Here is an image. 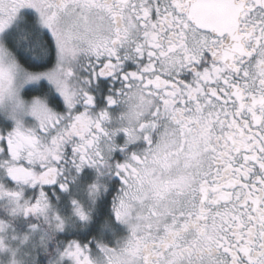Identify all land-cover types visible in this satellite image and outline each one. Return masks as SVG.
I'll use <instances>...</instances> for the list:
<instances>
[{
    "label": "snow or ice",
    "instance_id": "snow-or-ice-1",
    "mask_svg": "<svg viewBox=\"0 0 264 264\" xmlns=\"http://www.w3.org/2000/svg\"><path fill=\"white\" fill-rule=\"evenodd\" d=\"M0 264H264V0H0Z\"/></svg>",
    "mask_w": 264,
    "mask_h": 264
}]
</instances>
